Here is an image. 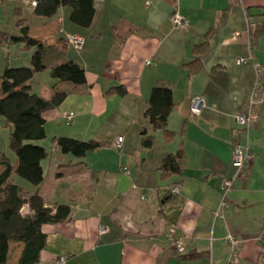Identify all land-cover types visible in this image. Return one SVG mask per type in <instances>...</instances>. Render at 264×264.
Here are the masks:
<instances>
[{"label": "crops", "instance_id": "obj_1", "mask_svg": "<svg viewBox=\"0 0 264 264\" xmlns=\"http://www.w3.org/2000/svg\"><path fill=\"white\" fill-rule=\"evenodd\" d=\"M5 1L14 4V13L1 31L18 34V16L28 19L29 36L47 46L65 45V60L78 63L87 80L76 87L46 70L29 83L46 100L55 88L69 94L44 114L47 138L38 145L52 154L43 162L39 191L49 206L70 204L72 214L64 224L43 227L47 244L39 264H256L264 236V97L257 106L259 123L239 140L253 155L250 169L234 181L223 207L221 183L236 174L234 115L247 107L259 76L264 85V33L256 47L250 35L264 24V0H150V5L147 0H95L90 28L70 21L69 7L42 19L32 17L34 9L24 0L0 4ZM177 10L185 20L181 28L172 23ZM66 33L81 36L84 49L68 45ZM204 44L200 63L188 67L198 59L196 47ZM0 51L6 56L0 77L7 67H31L35 53L23 44ZM240 58L249 63L239 65ZM147 60L154 65L147 66ZM156 82L173 90L176 108L168 130L174 137L159 131L145 150L139 123ZM119 87L127 93H117ZM195 96L206 100L201 117L190 114ZM70 112L75 118L67 126L63 119ZM60 137L93 140L102 147L78 159L53 144ZM181 150L182 173L164 177L163 161ZM11 159L16 163V156ZM174 187L180 188L178 195L172 194ZM100 226L107 228L103 235ZM171 226L186 244L184 255L193 253L194 260L183 262L168 241ZM229 234L241 242L233 261ZM23 248L10 243L8 264H18Z\"/></svg>", "mask_w": 264, "mask_h": 264}, {"label": "trees", "instance_id": "obj_2", "mask_svg": "<svg viewBox=\"0 0 264 264\" xmlns=\"http://www.w3.org/2000/svg\"><path fill=\"white\" fill-rule=\"evenodd\" d=\"M32 17L52 19L66 7L72 10L70 21L80 27L90 28L96 17L95 0H36ZM18 34L0 32V48L5 45L23 44L26 51L35 50L29 68L7 67L0 77V126L8 129L9 146L16 156V163L5 153L0 152V264H8L10 243L24 246L18 264H39L40 255L47 244V235L43 232L46 225L66 223L72 214L68 203H55L49 206L39 188L44 182L43 162L52 152L38 145L47 138L44 114L57 109L68 98V92L54 89L51 100L33 93L30 81L40 73L50 70L53 79L70 83L76 87L86 86L85 70L74 61L65 60V45L47 46L44 42L29 36L31 29L28 19L18 16ZM264 24L250 30L253 47H256ZM64 42L60 41L59 43ZM196 47L198 59L188 67L200 63L199 55L203 46ZM120 95L127 91L124 87L115 89ZM176 108L171 87L156 82L152 90L148 108L139 125L141 145L149 150L155 143V134L161 131L167 139L174 133L168 130L169 117ZM65 155L83 159L102 147V144L90 140L81 141L60 137L53 140ZM183 151L169 155L162 164L164 177L180 175L183 171ZM248 170L241 176H246ZM21 179V182L16 180ZM183 262L195 259L193 253L181 254ZM185 262V263H186Z\"/></svg>", "mask_w": 264, "mask_h": 264}, {"label": "built area", "instance_id": "obj_3", "mask_svg": "<svg viewBox=\"0 0 264 264\" xmlns=\"http://www.w3.org/2000/svg\"><path fill=\"white\" fill-rule=\"evenodd\" d=\"M12 1H16V0H12ZM24 4L34 9L37 6V1L24 0ZM150 4L151 1L147 0V5ZM172 23L174 28H181L184 26L185 20L178 10L175 11L174 14L172 15ZM65 37L68 45L72 46L77 52H80L84 49L85 41L81 36L77 34L66 33ZM237 63L239 65L248 64L249 60L245 58H240L238 59ZM146 65L153 66L154 62L152 60H147ZM263 97H264V85H263V81L261 80V77L259 76L253 83L252 92L249 97L247 107L245 108V110L234 115V120L239 126V129L236 130L235 143H234V167L236 170V174L232 179H224L221 183V191L224 200L222 203V207L226 205L225 200L234 186V181L238 178H241V176L248 170L250 162L253 160V155L251 154L249 149L243 146L239 140L241 139L244 133L248 132L252 127H254L256 124L259 123L257 106L261 102ZM205 108H206V100L203 97L195 96L191 99L190 114L192 116L201 117ZM74 118H75V114L73 112L66 114L63 119L64 124L70 126ZM122 147H123V138L120 137L116 142V148L118 150H121ZM124 171L126 174L130 175V171L127 168H125ZM179 193H180L179 187H174L172 189L173 195H178ZM99 231L100 234L103 235L107 232V228L105 226H100ZM166 236L168 241L171 242L176 247V249L180 254H185L186 244L182 239L178 238V236L176 235L175 227L171 226ZM226 241L230 247L231 259L233 261L239 256L241 250V242L236 236L232 234H229L227 236ZM259 244L261 248V253H260L259 261L256 264H264V236L260 239ZM61 261L64 262L65 259L63 258L61 259Z\"/></svg>", "mask_w": 264, "mask_h": 264}, {"label": "rangeland", "instance_id": "obj_4", "mask_svg": "<svg viewBox=\"0 0 264 264\" xmlns=\"http://www.w3.org/2000/svg\"><path fill=\"white\" fill-rule=\"evenodd\" d=\"M7 13V16L5 13ZM13 13H14V4L5 1L0 4V27L2 25L6 26L7 22L9 21V18H13ZM9 16V17H8ZM11 20V19H10ZM0 32H6L5 30H0ZM2 48V47H1ZM0 48V49H1ZM6 56L3 53V51H0V62H4ZM3 70H0L2 72ZM0 84H1V79H0ZM9 133H2L0 130V152L7 154L10 158H13L15 161V154L11 151L10 146H9ZM16 180L18 182H21L22 180L16 177Z\"/></svg>", "mask_w": 264, "mask_h": 264}]
</instances>
